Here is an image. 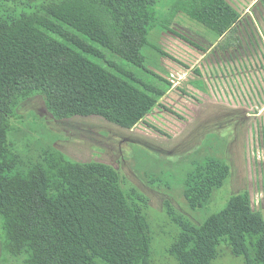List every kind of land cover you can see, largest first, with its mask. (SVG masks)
I'll return each mask as SVG.
<instances>
[{
	"label": "trees",
	"instance_id": "1",
	"mask_svg": "<svg viewBox=\"0 0 264 264\" xmlns=\"http://www.w3.org/2000/svg\"><path fill=\"white\" fill-rule=\"evenodd\" d=\"M165 1L0 0V237L8 263H153L149 198L112 165L43 144L29 124L35 114L18 111L41 96L56 120L98 116L133 129L170 89L149 62L169 56L160 38L175 33L180 17L216 34L217 52L242 47V15L226 0ZM186 165L179 185L189 210L201 212L231 167L212 156ZM141 168L150 186L169 188L155 176L157 163ZM165 210L179 230L168 251L178 264H217L227 255L264 264V214L249 191L199 223L169 200Z\"/></svg>",
	"mask_w": 264,
	"mask_h": 264
},
{
	"label": "rangeland",
	"instance_id": "2",
	"mask_svg": "<svg viewBox=\"0 0 264 264\" xmlns=\"http://www.w3.org/2000/svg\"><path fill=\"white\" fill-rule=\"evenodd\" d=\"M172 2L164 4L168 7ZM246 21L240 24V50L220 53L213 47L220 42L216 34L180 17L175 33L160 38L169 56H162L155 65L152 58L149 62L171 83L170 89L133 129L98 116L56 120L41 96L24 102L18 111L25 118L31 114L41 118L36 124L33 115L29 124L40 131L43 144L56 141L57 149L79 162L112 165L149 198L152 264H178L168 253L179 232L166 214L168 200L199 223L223 209L232 195L249 191L254 208L264 214V19ZM257 26L262 35L249 32ZM201 156L226 161L231 178L208 207L196 213L189 210L179 183L188 170L187 162ZM155 163L159 169L155 176L169 186L166 190L150 186L145 179L141 165L149 171ZM0 264H10L2 253L1 237ZM217 264L240 263L227 255Z\"/></svg>",
	"mask_w": 264,
	"mask_h": 264
},
{
	"label": "crops",
	"instance_id": "3",
	"mask_svg": "<svg viewBox=\"0 0 264 264\" xmlns=\"http://www.w3.org/2000/svg\"><path fill=\"white\" fill-rule=\"evenodd\" d=\"M242 15V21L247 20H263L264 19V3L262 0H226ZM246 21V22H247ZM248 27V24L246 23ZM249 28V27H248ZM249 32L255 35H262L260 26L249 29Z\"/></svg>",
	"mask_w": 264,
	"mask_h": 264
}]
</instances>
